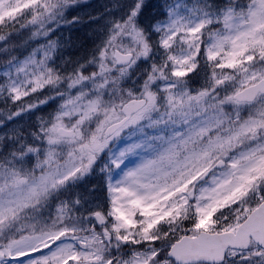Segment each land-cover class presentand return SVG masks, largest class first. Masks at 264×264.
Here are the masks:
<instances>
[{
  "label": "snow or ice",
  "instance_id": "1",
  "mask_svg": "<svg viewBox=\"0 0 264 264\" xmlns=\"http://www.w3.org/2000/svg\"><path fill=\"white\" fill-rule=\"evenodd\" d=\"M0 264H264V0H0Z\"/></svg>",
  "mask_w": 264,
  "mask_h": 264
}]
</instances>
